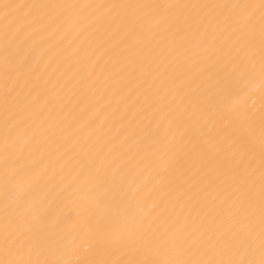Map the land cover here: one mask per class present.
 <instances>
[{
	"label": "bare ground",
	"instance_id": "6f19581e",
	"mask_svg": "<svg viewBox=\"0 0 264 264\" xmlns=\"http://www.w3.org/2000/svg\"><path fill=\"white\" fill-rule=\"evenodd\" d=\"M260 3L0 0V260L69 264L100 226L142 224L148 244L143 253L141 243L99 250L107 260L206 259L226 231L246 232L231 169L239 165L246 177L251 161L258 194ZM146 4L188 7H137ZM246 16L253 20L245 27ZM241 29L254 36V62L235 43ZM245 70L234 89L244 97L237 111L254 117L244 129L251 144L241 148L225 141L208 101L226 72ZM185 121L187 131L178 127ZM29 187L42 191L20 200ZM50 208L55 214L40 225L36 217ZM254 222L258 233V195ZM9 233L15 257L5 253ZM26 241L36 246L31 253ZM253 247L259 259L258 237Z\"/></svg>",
	"mask_w": 264,
	"mask_h": 264
},
{
	"label": "snow or ice",
	"instance_id": "6c2138e0",
	"mask_svg": "<svg viewBox=\"0 0 264 264\" xmlns=\"http://www.w3.org/2000/svg\"><path fill=\"white\" fill-rule=\"evenodd\" d=\"M8 7V5H5ZM140 8H151L159 9L163 8H174V7H188L187 5H158V4H146L139 5ZM193 7H196L195 5ZM200 7H209V5H202ZM211 7H229L228 5H212ZM232 7H241L240 5H233ZM245 9L249 7H255L254 5H244ZM260 8V39L258 54L260 57V76L261 80L264 81V0H261L259 5ZM253 20L252 16L244 17V26L246 27ZM235 43L240 45V50L244 52L245 56L249 61L254 62L257 55V49L254 41V36L251 31L245 32L241 29L239 35H236ZM249 74L247 70L242 71L237 76L235 71L226 72L225 75L219 79L215 85L217 92L214 97L209 98L208 104L210 106V113L212 116L218 118L224 127L226 132L225 141H231L234 145L240 144L241 148H248L251 144L250 133L246 136L244 129H251L254 113L245 111L240 113L237 111L238 105L243 101L244 97L237 99L238 93L234 91L237 82L243 81L248 78ZM243 91V90H241ZM247 93L245 92V96ZM261 106V161H260V187L258 194L255 191L254 183L251 177L254 175L253 172H249L248 169L252 168V162L249 161L244 169L246 177L241 175L239 165L231 169L233 184L235 185V191L232 195L236 196V216H242L244 220H247L246 225L247 231H238L229 229L224 233V238L217 241L216 245H213L211 249L206 250L205 255L208 252L213 253L212 256L206 259H169L165 261H159L155 259H120V260H107L99 259L98 252L101 249L111 250L114 247H127L130 243H141V247L137 251L143 253L147 248L148 244H143L142 241L146 238L142 236L143 225L139 226L132 225L118 231H110L106 226H100L95 231L86 236L87 247L81 251H76L77 259L70 261L69 264H264V93L260 96ZM178 120H182L183 117H177ZM190 121L179 123L178 127L184 128L187 131V126ZM232 131L229 132L228 130ZM240 133L237 137V133ZM235 137V139H234ZM243 142V143H242ZM249 150H251L249 148ZM175 157V153H174ZM171 163H175V158ZM21 172L25 169L21 168ZM30 171V169H28ZM17 172L16 175H19ZM40 173H37L36 183L39 182ZM207 179V177H205ZM219 179V177H217ZM15 176L10 177L9 184L15 186ZM211 182H215L214 180ZM227 183V180H225ZM42 191L36 187H29L22 192L19 199L27 201L33 197L34 193ZM118 193H113V198ZM48 195L44 193V198ZM257 195L259 198V232H256V226L254 222ZM55 214V209L50 208L44 214L36 217L37 222L40 225H46L52 215ZM259 239V259L254 257L255 249L253 247L255 240ZM4 244L6 245L5 253L9 257H15L18 249H15V240L13 234L9 233L4 237ZM38 246V245H37ZM203 246V245H202ZM25 247L28 248L29 253L35 250L36 246H33L31 241L25 242ZM219 247L221 255H226V258H215L216 248ZM243 249V253L240 250ZM22 256V253H21ZM239 256V258H236ZM0 264H59L58 261L49 260H33L28 259H16L7 258L0 260Z\"/></svg>",
	"mask_w": 264,
	"mask_h": 264
}]
</instances>
